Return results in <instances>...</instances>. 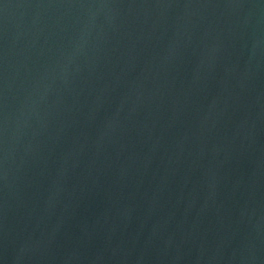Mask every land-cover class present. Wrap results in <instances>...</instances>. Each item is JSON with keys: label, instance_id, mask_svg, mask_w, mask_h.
Returning <instances> with one entry per match:
<instances>
[{"label": "water", "instance_id": "obj_1", "mask_svg": "<svg viewBox=\"0 0 264 264\" xmlns=\"http://www.w3.org/2000/svg\"><path fill=\"white\" fill-rule=\"evenodd\" d=\"M0 264H264V0H0Z\"/></svg>", "mask_w": 264, "mask_h": 264}]
</instances>
